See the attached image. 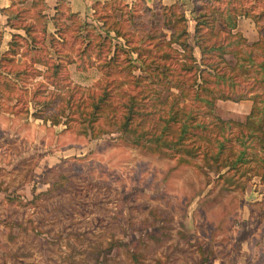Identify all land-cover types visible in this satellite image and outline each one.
Wrapping results in <instances>:
<instances>
[{
  "label": "rangeland",
  "instance_id": "obj_1",
  "mask_svg": "<svg viewBox=\"0 0 264 264\" xmlns=\"http://www.w3.org/2000/svg\"><path fill=\"white\" fill-rule=\"evenodd\" d=\"M226 1L264 11V0L194 4L224 7ZM127 2L136 8L153 4ZM23 5L28 7L24 20L35 22L33 7ZM82 17L98 25L92 12ZM241 19L235 32L257 40L254 23ZM60 22V37L34 33L36 48L16 37L19 46L12 55L6 52L8 30L3 39L6 29L0 24V264H264V182L259 176L227 183L214 168L201 165L199 156L196 162L179 160L190 141L157 153L149 142H135L133 130L122 123L128 92L138 108L133 116L142 125L140 133L157 130L150 109L190 121L185 113L198 107V100H178L179 89L163 82L148 84L136 52H119L118 64L107 69L104 57L112 55L114 44L85 46L77 17L62 15ZM219 29L221 35L227 31L218 20L214 30ZM195 54L199 58L197 48ZM222 57L220 64L229 69L234 55ZM128 61L135 65L132 70L125 66ZM52 63L62 64L53 75ZM154 66L152 60L145 64ZM246 75L240 76L243 87L253 85ZM133 76L137 85L126 84ZM158 76L192 81L190 74L177 72ZM106 88L111 93L105 94ZM101 101L104 108L94 115L89 103ZM251 104L252 99H216L213 109L223 118L244 120Z\"/></svg>",
  "mask_w": 264,
  "mask_h": 264
},
{
  "label": "trees",
  "instance_id": "obj_2",
  "mask_svg": "<svg viewBox=\"0 0 264 264\" xmlns=\"http://www.w3.org/2000/svg\"><path fill=\"white\" fill-rule=\"evenodd\" d=\"M42 1L36 0L41 5L35 9L34 17L37 20L35 22L24 20L26 7L0 9V12L6 15V25L24 29L29 37L28 45L33 48L38 46V40L34 37L36 31L48 35L46 27L49 20L55 28L54 36L56 34L60 37L62 15L68 19L77 17V34H80L82 40L87 41L85 46L90 47L92 43L100 46L106 43L109 48L111 44H114L112 55L106 54L104 57L103 62L107 69L118 64L116 59L119 52L129 55L136 52L137 59L143 64V70L148 72V84L163 82L169 87L179 89L180 93L175 95L178 100L182 99V96L188 98L187 101L198 100V107L194 105L190 113H185L191 118L190 121L180 119L177 113L172 111L165 114L161 109L154 114L150 109L148 115L155 116L154 124L157 125V130L140 133L138 130L142 129V125L136 123L133 116L138 110L134 97L123 89L122 92H128V95L127 100L122 102V107L125 109L123 111L127 114L124 113L125 115L122 116L124 118L122 123L126 122V130H133L135 135L132 134L131 138L135 142L138 144L149 142L154 149H158L157 153H160L159 150L164 146L165 149H169L170 146L185 145V142L190 141V147L182 150L178 155L179 160L196 162L193 158L199 156L202 160L201 165L214 168L218 178H224L227 183L248 175H257L261 182H264V85L260 87L264 84V11L258 14L244 5L230 4V1H226L224 7L196 2L190 9V17L194 20L192 41H190L189 19L182 8L183 4L178 0L170 4L154 0L152 6L146 5L145 0H142L145 3L144 7L139 8L130 5L126 0L96 1L93 3L92 16L98 22L97 26L86 21L79 13L72 12L62 0L58 1L53 15L48 16L43 12L46 4ZM241 16L253 19L259 34L257 40L249 41L240 31L235 32L234 29ZM218 20L227 29L224 35H221L222 30H214ZM81 27L85 28L84 33ZM99 30H102L104 34L102 35ZM111 32L114 35H111ZM134 32L139 34L137 43H134L132 39ZM16 37L27 40L24 36L13 33L6 50L11 55L17 52L16 48L19 46ZM114 38H122L124 41L112 42ZM229 45L233 47L227 49ZM196 48L199 58L194 56ZM85 50L83 48L82 52L88 54L89 50ZM225 53H231L235 58L233 64H226L229 69L220 64L222 55ZM175 55H180L181 58L174 59ZM216 56L220 59H215ZM149 60L155 64L153 68L145 67ZM37 61L47 66L42 59ZM253 65L256 66L252 68ZM51 66L53 75L58 72L62 64L52 63ZM125 66L130 70L135 67L129 61L125 63ZM174 72L179 73L180 76L190 74L192 81L190 83L185 80L162 81L158 76L163 74L166 76ZM103 73L108 74L107 71ZM242 74L245 76L249 74L253 85L243 87L240 83ZM134 79L135 77L131 81L127 79L125 83L136 86ZM255 82H257L256 85ZM52 84L57 85L56 81ZM257 88L261 90L258 91ZM188 89L194 92L193 96L190 95V91H186ZM111 90L106 88L104 92L108 94ZM216 99L234 102L252 99V104L245 119L236 120L223 118L214 113ZM199 103L205 105L203 111ZM97 104L89 103V108L94 115L99 114L104 108L102 101L101 104L98 102ZM183 104H185L184 101ZM104 105L108 104L104 102ZM69 107L73 108V103L70 102ZM134 108H136L135 111ZM200 112L203 116H198ZM181 113L184 114L183 111ZM118 123L116 122L117 125ZM222 170L224 173H221Z\"/></svg>",
  "mask_w": 264,
  "mask_h": 264
},
{
  "label": "crops",
  "instance_id": "obj_3",
  "mask_svg": "<svg viewBox=\"0 0 264 264\" xmlns=\"http://www.w3.org/2000/svg\"><path fill=\"white\" fill-rule=\"evenodd\" d=\"M58 1L59 0H43L42 2L46 4V9L43 10V12L46 13L48 16L53 15V13L55 12V6L58 4ZM62 1H65V4L67 5V7L72 12H77L81 16H85V15L91 14V12H93V3L94 2L103 1V0H62ZM126 1H132V0H126ZM145 1L147 3L151 4V3H153L154 0H145ZM175 1L176 0H162V2H164L165 4H170V3H173ZM178 1H180L183 4L185 15L189 19L188 20V24H189L188 30H189V32H193L194 20L191 19V17H190V9L192 8L191 4L192 3L194 4V0H178ZM25 3L29 4L31 7H33L34 12L36 11L35 9L38 6L41 5L40 3L36 2V0H0V9L8 8V7H11V8L25 7L23 5ZM26 8H27L26 10L28 11V7H26ZM240 18H242L241 20H243V21L246 20V19L251 20L254 23V27L256 29L255 22L253 21L252 18L241 16V17H239L238 21L240 20ZM5 23H6V15L0 12V24L2 25V29L3 30L6 29L3 32V39H4V36H5L7 30H8V35L7 36H9V38H10L9 40L7 39L8 40L7 44L11 40V37H12L13 33H18V34L24 36L25 38L29 39V37H27L24 29L10 27V26L6 25ZM190 24L192 26V30L191 31H190V28H189ZM237 25H238V23H237ZM46 28H47L48 34L51 33V32L54 33L55 28L53 26V23L50 20L47 22V27ZM236 28H237V26H236ZM22 32H24V34ZM55 36H57V35L55 34ZM254 39H257V37H255ZM8 47H9V45H8Z\"/></svg>",
  "mask_w": 264,
  "mask_h": 264
}]
</instances>
